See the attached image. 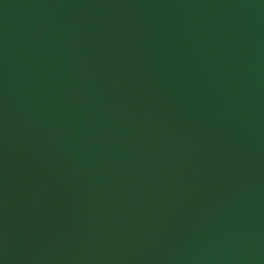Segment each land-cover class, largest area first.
Listing matches in <instances>:
<instances>
[{"label":"water","instance_id":"95a60500","mask_svg":"<svg viewBox=\"0 0 264 264\" xmlns=\"http://www.w3.org/2000/svg\"><path fill=\"white\" fill-rule=\"evenodd\" d=\"M0 264H264V0H0Z\"/></svg>","mask_w":264,"mask_h":264}]
</instances>
